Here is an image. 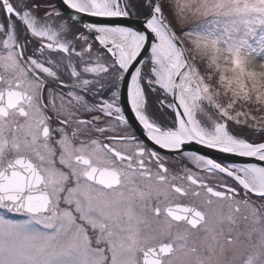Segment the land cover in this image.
I'll return each instance as SVG.
<instances>
[{"label": "snow or ice", "instance_id": "obj_1", "mask_svg": "<svg viewBox=\"0 0 264 264\" xmlns=\"http://www.w3.org/2000/svg\"><path fill=\"white\" fill-rule=\"evenodd\" d=\"M0 264H264V0H0Z\"/></svg>", "mask_w": 264, "mask_h": 264}, {"label": "water", "instance_id": "obj_2", "mask_svg": "<svg viewBox=\"0 0 264 264\" xmlns=\"http://www.w3.org/2000/svg\"><path fill=\"white\" fill-rule=\"evenodd\" d=\"M55 2L57 4H59V0H55ZM90 19L91 20H98V19H104V18H90ZM85 22H87V20ZM130 23L133 24L134 26L138 27V28L140 27L139 19L133 18L130 21ZM189 150L190 151H202L203 153L209 154V155H211V156H213L214 158H217V159H222L224 157V154L218 153L215 150L206 149V148H204L201 145H193ZM237 162H239V161H237Z\"/></svg>", "mask_w": 264, "mask_h": 264}, {"label": "flooded vegetation", "instance_id": "obj_3", "mask_svg": "<svg viewBox=\"0 0 264 264\" xmlns=\"http://www.w3.org/2000/svg\"><path fill=\"white\" fill-rule=\"evenodd\" d=\"M54 2V1H53ZM189 166H191V165H189Z\"/></svg>", "mask_w": 264, "mask_h": 264}]
</instances>
